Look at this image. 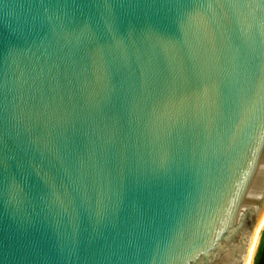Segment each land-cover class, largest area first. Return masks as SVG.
Returning a JSON list of instances; mask_svg holds the SVG:
<instances>
[{
    "label": "water",
    "instance_id": "1",
    "mask_svg": "<svg viewBox=\"0 0 264 264\" xmlns=\"http://www.w3.org/2000/svg\"><path fill=\"white\" fill-rule=\"evenodd\" d=\"M264 216V0H0V264H247Z\"/></svg>",
    "mask_w": 264,
    "mask_h": 264
},
{
    "label": "bare ground",
    "instance_id": "2",
    "mask_svg": "<svg viewBox=\"0 0 264 264\" xmlns=\"http://www.w3.org/2000/svg\"><path fill=\"white\" fill-rule=\"evenodd\" d=\"M263 230H264V216L261 220V224H260V227H259V230H258V233H257L256 239H255L254 245L252 247V250H251L247 264H253V260H254V257L256 255L258 243L260 241V237H261Z\"/></svg>",
    "mask_w": 264,
    "mask_h": 264
},
{
    "label": "rangeland",
    "instance_id": "3",
    "mask_svg": "<svg viewBox=\"0 0 264 264\" xmlns=\"http://www.w3.org/2000/svg\"><path fill=\"white\" fill-rule=\"evenodd\" d=\"M263 255H264V230L261 234L260 241L258 243V248L256 251V255L254 257V260H253V264H258Z\"/></svg>",
    "mask_w": 264,
    "mask_h": 264
},
{
    "label": "trees",
    "instance_id": "4",
    "mask_svg": "<svg viewBox=\"0 0 264 264\" xmlns=\"http://www.w3.org/2000/svg\"><path fill=\"white\" fill-rule=\"evenodd\" d=\"M258 264H264V255L262 256V258Z\"/></svg>",
    "mask_w": 264,
    "mask_h": 264
}]
</instances>
